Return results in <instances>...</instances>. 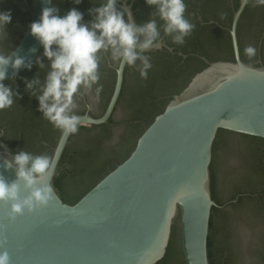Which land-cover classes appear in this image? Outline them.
<instances>
[{"label":"water","instance_id":"1","mask_svg":"<svg viewBox=\"0 0 264 264\" xmlns=\"http://www.w3.org/2000/svg\"><path fill=\"white\" fill-rule=\"evenodd\" d=\"M59 1L55 0V7L63 15ZM246 1L241 0L231 21L234 60L211 62L196 55L205 67L171 96L162 111L138 135L126 158L75 203L65 202L54 185L70 135L65 137L60 131L47 156L43 149L32 148L30 141L20 148L19 151L49 159L48 183L52 191L46 205L14 219L8 216V205H0V250L8 252L11 264H157L166 254L173 230L172 248L164 264H210L208 235L215 259L228 254L232 264H264V210H258L253 203L243 202L231 207L224 217L215 215L209 232L212 208L218 207L210 190L212 144L218 130L264 139V67L243 62L236 39V25ZM26 2L30 4L29 19L24 0L0 3V9L11 11V21L27 23L20 38V30L4 35L0 54L19 38L6 55L22 57L24 64L32 63L41 47L30 34L29 25L38 20L43 7L51 6L43 0ZM116 6L121 8L122 5ZM127 7L131 10V6ZM262 10L261 6L254 7L255 17L261 15ZM256 30L257 26H253L245 37L253 47ZM163 47L173 52L172 48ZM223 54L219 51L212 55ZM244 55L250 58L245 52ZM24 68L21 65L14 70L10 62L5 67V80L17 78ZM124 68L119 62L113 67L115 80L103 114L97 118L88 113L77 115L80 120L77 126L106 123L120 95ZM135 80L129 67L126 88L114 114L116 120L128 118L142 104L141 95H130ZM110 83V77L100 79L86 90L93 113L101 111ZM180 83L181 80L160 82L150 94L173 91ZM74 101L73 110H80L81 102ZM150 109V112L155 110ZM0 124L7 126V120L0 118ZM84 128L79 127L72 134L68 151L82 149L89 139L114 144L131 131L117 130L108 138L106 128ZM57 131L42 130L49 140L54 139ZM15 134L16 130H7L9 142H13ZM8 153H12L10 146L0 140V163L10 158ZM0 174L8 181L15 179L11 168L0 167ZM59 184L66 198L73 197L84 186L63 179ZM231 192V188H224L220 196Z\"/></svg>","mask_w":264,"mask_h":264},{"label":"flooded vegetation","instance_id":"2","mask_svg":"<svg viewBox=\"0 0 264 264\" xmlns=\"http://www.w3.org/2000/svg\"><path fill=\"white\" fill-rule=\"evenodd\" d=\"M24 2L27 3L26 0ZM184 2L186 5L185 18L193 25L191 32L184 38V42L182 44H176L173 43L170 36H165L162 30L163 22L157 18L160 39L163 41V45L172 48L173 52H169L164 47L158 50L148 51L151 53V55L147 56L151 67L147 70L146 77H141L140 75V61H137L135 65L131 66L136 80L134 87L130 88V95L135 97L136 93L137 96L141 95L143 97L142 104H139L136 112L120 121L114 118L117 104L126 88V73L129 66L125 65L120 95L106 123L97 126H77L80 129H85L84 127L106 128V136L108 138L117 130H131L129 132L130 134L122 135L114 144H101L96 139H89L82 149L68 151L71 134L59 161L60 168L57 175L60 174L61 179L85 185L88 181L97 179L99 173L108 171L112 166H115L121 159L127 156L137 138V130L144 129L147 119L152 114L150 108H154L155 110L160 108L163 102L168 101L172 95L182 89L183 86L181 85H185L186 79L192 77L190 73L194 69L190 67V61H186L188 57H196L198 55L211 62L234 60L230 27L233 14L237 11L241 0H184ZM55 3V0H52L51 6H55ZM98 4L99 0H81L79 4L74 3V0H60L59 8L62 14L71 8H76L84 14L83 20L87 22L92 18L87 10L98 6ZM117 4L131 6L133 18L138 24L146 22L152 17L155 11L154 6H149L145 3V0H120ZM26 6L29 19L28 8L30 4L27 3ZM256 6H261V9H263L262 14L257 17L253 14V9ZM134 13H136V16H134ZM26 24L22 25L17 21H10L4 27L2 33H0V44L2 45L5 42L4 35L6 36L13 30H20V38ZM253 26H257L255 33L256 43L254 46L256 52L254 56L247 58L244 55V49L249 45V42L245 37L251 33ZM19 38L15 39L13 45L8 47L3 55H6L12 49ZM236 39L240 59L245 63L264 67V4L259 5L257 0L246 1V5L236 25ZM218 40H220L219 43ZM42 48L41 45L38 55L31 63L30 68L25 67L20 70L17 78H10L3 81L13 92V103L9 108L0 110V118L3 117L7 120V126L4 127L0 124V140L10 146L13 154L18 152L27 141H30L29 144L32 142V148L43 149L47 156L60 133V130L46 120L38 109V101L36 95L33 93L38 94L39 86L34 85L32 89L26 88V84L29 81L37 78L42 83L48 71L49 62L40 53ZM219 51H223L224 54L212 55ZM165 52L171 56L181 58L170 69H166L168 71L167 75L166 73H162L165 72L162 69L163 65L166 67V63L162 64V60L166 59L162 57V54H165ZM178 53L187 56L183 58ZM109 54V52L98 53L100 56L98 68L99 80L108 77L111 78V83L107 88L101 111L99 113H93L88 95L85 90L81 89L74 96V99L81 102L82 108L77 111L72 110L74 114L83 115L88 113L95 118L103 114L115 80L113 67H116L118 62L113 61ZM38 58L43 63V68L37 64L36 61ZM196 58L199 59L198 57ZM171 80H181L179 89L177 88L178 90L175 89L158 95L150 94V90L155 85L163 81ZM12 129L16 130V134L13 142H9L6 133L7 130ZM42 130L58 131L54 139L49 140L43 135ZM119 147H122L121 149L126 148L120 153L121 149L118 150ZM224 188H231L232 192L227 196L221 197L220 193ZM210 190L211 197L218 207L212 208L209 219V232L213 228V218L215 215L224 217L228 214L231 207L241 205L243 202L253 203L258 210H264V139L227 130H218L212 144ZM59 194L65 202L71 203L63 198L62 193ZM209 261L212 264H232L228 254H223L220 258L215 259L212 253Z\"/></svg>","mask_w":264,"mask_h":264},{"label":"clouds","instance_id":"3","mask_svg":"<svg viewBox=\"0 0 264 264\" xmlns=\"http://www.w3.org/2000/svg\"><path fill=\"white\" fill-rule=\"evenodd\" d=\"M43 2L51 4V0ZM118 2L120 0H99L98 6L87 10L92 17L87 22L76 8L60 15L55 6L43 7L38 20L29 25L30 34L42 45L43 55L49 63L43 82L34 79L26 84V88L39 86L38 94L33 93L39 111L65 137L75 133L80 123L72 111L76 107L74 96L81 89H91L99 80L98 53L109 52L111 59L118 61L121 67H131L140 61V75L146 77L151 64L144 53L163 47L157 18L163 22L164 35L170 36L176 44H182L193 28L184 15V0H145L155 11L142 24L134 20L126 5L117 8ZM74 3L79 4L81 0H74ZM257 3L264 4V0H257ZM11 19L10 10L0 9V33ZM244 52L251 57L256 49L248 45ZM10 62L14 70L21 65L31 67V62L24 64L22 57L0 54V110L13 103V92L3 83L5 67ZM36 62L39 67H44L39 58ZM8 156L10 158L6 157L0 167L13 169L15 179L8 181L0 174V205L7 204L8 216L14 219L46 205L51 199L50 161L25 151L8 153ZM0 264H11L7 251L0 250Z\"/></svg>","mask_w":264,"mask_h":264},{"label":"trees","instance_id":"4","mask_svg":"<svg viewBox=\"0 0 264 264\" xmlns=\"http://www.w3.org/2000/svg\"><path fill=\"white\" fill-rule=\"evenodd\" d=\"M134 16H136V13H134ZM40 53L41 54H43V48L41 49V51H40ZM144 55H146V56H148V55H151V53L150 52H147V53H144ZM232 55V54H231ZM162 57H165L166 59L165 60H162V64L163 63H166V67H164L165 65H163V68L162 69H164V71L165 72H162L163 74L164 73H166V75L168 74L167 72V70L168 69H170L174 64H176V62L177 61H179L181 58L180 57H178V56H171L169 53H167V52H165V54H162ZM161 57V58H162ZM41 59V58H40ZM186 61H190V67H192L193 69H194V71H191V73H190V75L191 76H193L196 72H198V71H200L202 68H204L205 67V64L201 61V60H199V59H197L196 57H188L187 58V60ZM167 69V70H166ZM161 73V75H163ZM160 74V73H159ZM189 81V78L188 79H186V82H185V85H186V83ZM184 84H182L181 86H185ZM182 87V88H183ZM179 89V88H178ZM177 89V90H178ZM178 93V92H177ZM167 103V101H165V102H163L162 104H161V107L160 108H158V109H156L155 111H153L152 112V114H151V116L147 119V121H146V123H145V127L146 126H148V124L152 121V119H153V117L156 115V114H158V113H160L161 111H162V109L164 108V106H165V104ZM144 127V128H145ZM144 129H141V130H137V134H136V137H138V135L143 131ZM133 146H134V144H133ZM133 146L131 147V150H132V148H133ZM124 158H126V156L124 157ZM123 158V159H124ZM123 159H121L118 163H120ZM114 168V166H112L109 170H111V169H113ZM108 170V171H109ZM108 171H103L102 173H99V175H98V178L97 179H93V180H90V181H88V183L87 184H85L84 185V187L76 194V195H74L73 197H71V198H66L65 196H63V198H65V200H68V201H70L71 203H75L82 195H84L103 175H105ZM61 175L60 174H58V175H56L55 176V178H54V185H55V187H56V189H57V191L59 192V193H61V187H60V184H59V182H60V180H61ZM173 237H174V230L172 231V235H171V239H170V242H169V245H168V248H167V251H166V254H165V256H164V258L160 261V262H158L157 264H164L165 263V261H166V259H167V256H168V254H169V252L171 251V248H172V240H173ZM211 245H212V243H211V239H210V237L208 236V238H207V250H208V258H209V260H210V258H211V256H212V251H211ZM210 264H212L211 263V261H210Z\"/></svg>","mask_w":264,"mask_h":264}]
</instances>
